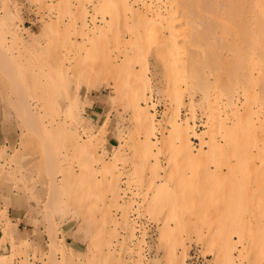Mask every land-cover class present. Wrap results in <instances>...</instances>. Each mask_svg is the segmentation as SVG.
Here are the masks:
<instances>
[{
  "label": "rangeland",
  "instance_id": "1",
  "mask_svg": "<svg viewBox=\"0 0 264 264\" xmlns=\"http://www.w3.org/2000/svg\"><path fill=\"white\" fill-rule=\"evenodd\" d=\"M14 1L15 3H11L10 6L13 7L12 5H14V7L21 9L22 17L26 20V26L40 31L43 24L55 22L58 27L54 26L55 28L51 31L44 32L36 43H33V39L23 32H18V34H21L22 36H20L24 37L25 40L28 38L29 41H14L10 33L5 32L3 34V31H0V134L5 139L0 143V209H7V214L14 224L13 227L17 223L19 226L22 224V226L32 227L31 230L20 229V231L10 234L12 239L5 244L7 239L10 240L9 233H6V239H2V237L4 236V228L7 230L6 226L9 223L6 222L7 219L5 220L7 224L5 222L1 223L5 217L0 213V253L6 254L7 259L11 262L10 264H136L138 259L145 264L148 261L150 264H171L168 258L169 246L166 244L167 241L160 238L163 237L160 233L163 230L158 232V229H163L162 222L164 223L166 215L164 216L161 211H151L149 205L143 202L146 194L150 196L152 192L154 193L152 186L149 184L156 186L157 183V186H160L165 182L167 183V176L170 177L168 174L172 173L171 170H173L174 167L172 168V166L174 165L171 166V157L167 158L171 154L169 149L167 150V147H164L165 150L160 155L159 165V168L163 169V171L160 170V173L164 176L159 177L158 180V175L155 174L157 173V170L155 171L157 167L153 162L155 159L149 160L151 168L148 160L144 158V153L142 154L140 150V140L144 136V130L141 129L142 127L136 119L131 104L135 94V82L134 77L129 74V69L133 65L135 71L140 74L147 73L148 77L151 78L150 83L153 88L166 89L165 74L167 70L165 69L166 65L162 63L167 60L163 59L161 62L162 59L157 58L154 49L146 51L144 49L140 54L141 56L138 55L137 58L132 59V62L136 61L129 64L126 58L132 52L131 46L127 47L121 44L117 47L108 33L94 36L89 30L83 32L79 25L74 24L71 17L72 10L75 11L77 8V0H71V3L63 0ZM93 7L88 5L90 14L88 22L90 24L92 14L93 16L94 14L97 15L96 9ZM163 11L164 9H161L162 17L159 19V23L163 19V13L164 16L168 14L164 18L167 17V20L170 21L168 17H171V14H169L171 10L167 9L168 13ZM4 14L5 4L3 0H0V20ZM128 16L126 18L124 13H120L117 17L120 18L119 24L122 26L120 34H124L123 37L126 39H131L134 38V35L130 36L131 33H124L123 31L125 21L127 20L128 25H132L137 18L132 13ZM167 20L162 21L161 24L168 25L169 21ZM97 21L98 25L105 24L101 16H98ZM18 23L21 24V22H16L17 30ZM170 25L167 27L168 30ZM147 28L150 30V26ZM167 28L166 31H168ZM132 40L134 39L130 41ZM124 60H126V64H123ZM117 62L119 64L121 62V66L123 64L124 68L123 66L121 68ZM164 92L163 90V92L161 91L156 95V101H159L157 107L158 118L162 122L157 138L164 139L165 136L167 140L169 133L166 127L169 124V121H167L169 116L166 115V112L168 111L169 114L172 108L171 99L166 93L167 91ZM199 92L200 89L196 96L200 99L201 92ZM186 95L187 98L188 94ZM77 96L81 97V105L84 110H80L82 112L80 120L84 121L83 116L89 118L93 116L94 118L93 128H96L91 129V132H94L92 137L85 138L84 134H87V131L85 127H82V125L85 126V121L81 122L82 124L78 123L73 115L65 111L64 106L72 104ZM90 99L94 101L92 106L89 105ZM185 110L183 109L184 116H186ZM199 114L201 115L200 112ZM200 117L198 121L202 120V115ZM74 124H78L77 127L79 128L76 133L77 139L80 138L78 135L82 134L81 137L91 140V144L87 145V148L80 145V143L76 144V141L71 137L69 129ZM199 129L203 130L204 128L200 126ZM165 151L168 154L166 152L165 155ZM96 157L105 158L111 166L115 165L114 173L106 174V171H103V165L96 163ZM180 158L179 162H182ZM186 161L185 164L188 163L187 166H190L189 162ZM152 162L155 164V168ZM88 164L92 166L89 167ZM183 164L178 165L176 163L177 168L174 173L180 174L178 170L183 172L184 170L181 169L184 168ZM188 168H185V170ZM189 170L190 168L186 171L187 173L183 172L184 176L194 173L192 170L189 173ZM178 174L177 176H181L183 180V174ZM114 175L119 183L109 181V179H113ZM197 175L193 174V177L185 176L184 179L185 181L187 179V181L182 184L187 188L186 185L190 181L188 185L193 187L189 186L190 190L187 188L188 192L193 193L194 191L193 194H197L199 197L200 194L206 196L207 193L204 194V191L206 192L205 188L207 189L205 185L208 183L212 188L213 182H208L210 179L207 178L208 181L205 183L202 178H206V175H201L200 178ZM152 177L154 181H150L148 184V178L150 180ZM154 177L161 182L159 183ZM196 178L198 181L193 180ZM163 179H165V182ZM199 179H201V183ZM202 182L205 183L204 186ZM143 184L149 185L150 189L148 190L151 192ZM196 185H201V188L198 187L201 190L200 194ZM184 186L182 187L185 192L186 188ZM194 187L198 192L195 193L196 189L194 190ZM208 187L210 188V186ZM144 190L149 193L145 191L143 195ZM212 190H215V187ZM114 191L119 192V195L122 196L127 193V196L125 199L115 197ZM215 192L218 191L215 190ZM209 193L207 195L213 197L212 199L209 198L210 196L208 197L211 204H208L209 199L206 198L207 205L210 206L208 208L204 207L210 211L213 204L212 209L214 210H211V218L210 216L205 217L207 210L202 212L205 221L208 220L204 228L207 229L210 236L208 238L211 239L216 233L217 224L222 219L221 214H217L220 209L215 206V201L213 202L215 196ZM8 198H10L9 203H7ZM116 198L119 199V202L122 201L121 206ZM134 198L136 200L133 202ZM127 200H131V204ZM117 205L121 207V210L117 211L119 208ZM142 205L145 208L148 207V213H144ZM135 208L139 210L137 211ZM145 208L143 207V209ZM125 213L131 216L134 215L132 218L136 217L138 223L143 225L141 234L138 228L135 230L137 234L135 240L130 237L129 232L124 227L125 224L123 225L124 219L122 218H125ZM141 213L144 215H141ZM145 217H148V219ZM142 218L146 221V224ZM211 220L212 222L218 220L216 221L218 223H212ZM85 223H87L86 228L90 230L91 227L89 228L88 224L92 225L91 231L85 230ZM208 225L211 226L208 227ZM208 228H211L212 234H210ZM52 234L55 235V238ZM127 237L130 238L127 239ZM192 237L189 241V263L214 264L216 258L214 253H211L208 243L211 240H201L196 234H193ZM59 238H63L64 242ZM50 239H58L59 243L55 241L58 243L56 246L50 245ZM53 240L51 244H54ZM145 241L149 243L147 244ZM149 244L151 246L153 244V246L151 247ZM148 245L151 250H149ZM51 246L54 248L55 254L57 253L56 256L51 257L54 255ZM143 246L150 253L146 258L143 257L144 260L138 253L134 255L135 252H131L132 248L136 247L138 249L141 247L143 249ZM64 247L68 255L61 250ZM129 253L132 254L129 255ZM165 254L168 255L167 259ZM157 258H160V262ZM52 259L55 260L52 261L53 263H51Z\"/></svg>",
  "mask_w": 264,
  "mask_h": 264
},
{
  "label": "bare ground",
  "instance_id": "2",
  "mask_svg": "<svg viewBox=\"0 0 264 264\" xmlns=\"http://www.w3.org/2000/svg\"><path fill=\"white\" fill-rule=\"evenodd\" d=\"M63 1L71 3V0ZM3 2L5 4V14L0 20V31H3V34L5 32L10 33L14 41H29L28 38L25 40L24 37H21V34H18V32H23L33 39V43H36L44 32L51 31L55 28L54 26L58 27L55 22H47L43 24L40 31L34 30L26 26V20L22 17L21 9L14 7V5H12L14 8L10 6L11 3H15L14 0H3ZM76 3L77 8L75 11L72 10L73 14L71 17L74 24L79 25L83 32L89 30L94 36L108 33L117 47L121 46V44L127 47L131 46L132 52H129L130 54L126 58L129 64L144 49L145 51L154 49L157 58L162 59L161 62L163 59L167 60L162 63L166 65L165 79L168 88V90L167 88L163 90L167 91L166 93L171 99L172 108L169 114L167 113L168 111L166 112L169 119L165 117L169 121L166 127L169 133L167 140L165 136L163 137L164 139L157 138L162 122L158 118L157 107L159 101H156V95L161 91L163 92V90L151 86V78L148 77L146 72L145 74H140L135 71L134 67H132L133 65L129 69V74L134 77L135 82V94L131 104L136 119L141 125V129L144 130V136L140 140V150L142 154L144 153V158L148 160V164L150 163L149 160L155 159L153 162L157 167L155 169V171L157 170V173H155L158 175L157 179L164 176L160 173L162 168H159L160 155L165 150L164 147H167L166 149H169L172 154V156L171 154L168 155L167 158L171 157V166L174 165L172 166L174 171L171 170L173 174L169 173L170 177L167 176L168 182L166 183L165 179H163L165 184L163 183L160 186H157V183L156 186L149 184L154 179L153 177L151 178L153 180L148 178V184L152 186L154 193L152 192L150 196L146 194L143 202L149 205L147 206L151 211H161L164 216L166 215L164 223L162 222L163 229H158V232L163 230L162 232L160 231L163 236L160 238H164V241H167L166 244L169 246V250L167 249L169 257L165 254L166 259L168 257L171 264H190L188 261L190 260L189 241L193 238V234H196L201 240H211L208 243L211 253H214L216 258L215 263L213 262L214 264H264V0H77ZM88 5L94 6L97 14H94V16L92 14L91 24L88 22V16L90 15ZM164 6L165 8H163ZM166 8L171 10L169 14H171L172 20L170 16L168 17L170 21L167 20V17L165 19L164 17L168 16V14L164 16V13L163 19L169 21L168 25L171 22L170 31L167 28L168 25L161 24L162 21L164 22L163 19L161 23L158 22L162 17L161 9H164L167 13L169 12L166 11ZM120 13H124L126 18L129 17L128 14L132 13L137 18L136 22L134 21V24H132L133 26L128 25L129 23L127 24L126 20L125 28L123 29L124 33H131L130 36L134 35V38H131L134 39L132 41H130V38L127 41L128 39L123 37L124 34H120L122 26L119 24L120 18L117 17ZM98 16L102 17L104 25H98ZM17 21L21 22V24L18 23L19 31L15 26ZM148 26H150V30L147 28ZM75 28L77 27L75 26ZM166 28L168 31H166ZM125 62L126 60H124L123 64H126ZM118 65L122 68L121 62ZM199 89L201 92L200 99L196 96ZM186 94H188L187 98ZM81 103V97L77 96L72 104L66 105L65 103V111L73 115L78 123L85 121V126L82 125L87 131V134H84L85 138L92 137L94 132H91V129L94 125V118L93 116L91 118L83 116L84 121L80 120V114L83 110ZM93 103V99H90L89 105L92 106ZM183 109H186V116H184ZM199 112L202 115V120L200 121H198L201 118ZM77 125L74 124L69 129L71 137L76 141V144L80 143V145L87 148V145L91 144V140L81 137L82 134L78 135L80 138L78 137L79 139H77L76 133L79 130ZM200 126H203L204 129L200 130ZM4 140V136L0 134V143ZM82 141L83 143H81ZM179 158L184 164L179 162ZM186 160L190 166H187L188 163L187 165L185 164ZM95 161L103 165V171H106V174L114 173L116 166H111L105 158L96 157ZM178 162L183 164L184 168L179 166L184 170L183 172L188 171L190 168L194 175L200 173L199 176L206 175V178L201 177L203 181L206 183L208 181L206 179L209 178L208 182H213L212 185L218 191L215 192V190H212L213 186L211 188V185L207 183L210 189L202 182L203 186L207 187L204 194L210 192L215 196L213 202L215 201L214 204L220 209V212L215 211L217 214H221L222 219L217 224V229H215L216 227L214 228L216 233L214 232L215 235L211 239L208 238V231L204 227L208 221H205V217H209L212 214L211 210H214L212 209L213 204L210 211L205 209V207L208 208L210 206L207 203L209 201L208 204H211L210 199L213 197L211 195L209 197L207 194L206 196L200 194L201 190L199 188H201V185H196L199 192L195 187L194 190L196 189L195 193L197 191L204 198L193 194V188L191 189L193 193L188 192L187 188L193 186L188 185L190 184L189 181L186 188L183 182L186 183L187 179L185 181L184 178L187 175L193 177V174L184 176V173L179 170L180 174L174 173L177 168L176 163L180 165ZM154 163L153 167L155 168ZM168 163L170 162L168 161ZM91 164H88L89 167L92 166ZM185 165L189 167L187 170H185L187 168ZM90 170L92 169L90 168ZM181 173L184 176L183 180L181 176H179L180 178L177 176V174L181 175ZM193 180L198 181L197 178ZM109 181L117 182L115 175ZM200 181L201 179H199ZM191 182L193 181L191 180ZM143 185L147 186V184ZM149 185L147 190L150 189ZM182 186L186 188L189 195L185 193L186 191L184 192L185 189ZM189 188L188 190H190ZM145 191H143V195ZM135 193L137 194V192ZM114 194H116L115 197L124 199L127 196V193H124L126 194L125 196L119 195V192ZM206 198L209 200L207 201ZM9 199H7V203L10 202ZM134 200L136 199L134 198L132 201L134 202ZM116 201L121 206L120 203L122 201L119 202L117 198ZM117 207L119 206L117 205ZM143 207L145 208V206ZM143 207L144 213H148V207L145 208L146 210ZM203 208L205 210H202ZM118 210H121V207ZM0 211L5 217L1 223H4L6 219V222L9 223L6 226L7 223L5 222L7 230L4 228V236L2 237V239H6V233H9L8 237H10V240L7 239L5 243L7 244L12 239L10 234L20 231L21 228L17 225L18 223L15 224V227L12 226L14 224L11 221V217L7 214V209H0ZM202 211H206L205 217ZM138 215L136 216L138 217ZM124 216L125 218H122L124 219L123 225L125 224L124 227L129 232L130 237L135 240L137 237L135 230L138 228L141 234L143 225L138 223L136 217L132 218L134 215L131 216L125 213ZM145 218L148 219V217ZM143 222L145 223L146 221L143 219ZM215 222L213 221L212 223ZM50 224L52 226V222ZM90 225L88 224L92 230V225ZM210 226L208 225V227ZM88 230L91 231L90 229ZM208 230L212 234L211 228H208ZM53 238H55V235ZM129 238L127 237V239ZM59 239L64 242L63 238ZM52 240L50 241L51 243ZM57 240L54 239V244L50 243V245L56 246L59 243ZM133 245L135 246V244ZM149 245L151 246V244ZM145 246H143V249L134 247L131 252H135L134 255L138 253L142 258H146L150 253H148V249L145 250ZM57 247L59 248V245ZM150 248L149 250H151ZM51 250H54L52 246ZM61 250L68 255L65 247ZM53 252L54 255L51 257L57 254H55V250ZM132 253H129V255ZM150 260L152 259L150 258ZM157 260L160 262V258H157ZM52 261L55 260L52 259L51 263H53ZM148 262L147 264H150ZM10 263L6 254L0 253V264ZM136 264L145 263L138 259Z\"/></svg>",
  "mask_w": 264,
  "mask_h": 264
},
{
  "label": "crops",
  "instance_id": "3",
  "mask_svg": "<svg viewBox=\"0 0 264 264\" xmlns=\"http://www.w3.org/2000/svg\"><path fill=\"white\" fill-rule=\"evenodd\" d=\"M20 228L23 230V229H28V230H31V228L30 227H27V226H22V224H21V226H20Z\"/></svg>",
  "mask_w": 264,
  "mask_h": 264
}]
</instances>
